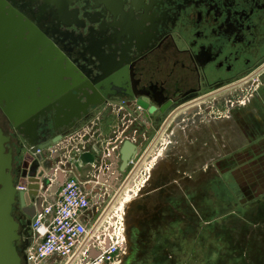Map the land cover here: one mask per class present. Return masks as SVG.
<instances>
[{"label":"flooded vegetation","instance_id":"obj_1","mask_svg":"<svg viewBox=\"0 0 264 264\" xmlns=\"http://www.w3.org/2000/svg\"><path fill=\"white\" fill-rule=\"evenodd\" d=\"M3 1L64 55V66L71 65L94 88H104L103 71L120 62L117 72L121 88H129V94L158 110L163 108L155 116V136L166 130L174 138L179 130H184L178 124L183 113L232 89H252L251 102L248 101L251 106L257 96L264 98V0ZM128 98L119 93L108 95L104 106L90 111L77 126L97 115L99 120L114 118L116 103L122 105L117 115L122 125L112 121L101 129L102 136L115 138L116 128H120L123 138L144 135L145 131L133 123ZM0 127L10 137L5 148L6 153L12 151L9 174L16 182L22 179L27 165L17 156V148L12 147L18 145V140L2 116ZM39 205L35 199L28 211L34 209L35 213ZM13 214L20 225L19 248L25 250L34 242L31 218L20 203ZM155 223L147 220L143 229L138 228L140 237L136 239L131 236L129 226V238L132 244L138 243L139 252L130 245L121 264H138L148 257L147 234L153 231L150 225L156 228L159 222ZM185 228L177 230L179 233L173 240L180 246L178 257L173 255L174 264H182L191 249L192 229L190 225Z\"/></svg>","mask_w":264,"mask_h":264},{"label":"rangeland","instance_id":"obj_2","mask_svg":"<svg viewBox=\"0 0 264 264\" xmlns=\"http://www.w3.org/2000/svg\"><path fill=\"white\" fill-rule=\"evenodd\" d=\"M251 95L250 88H235L210 98L181 115L178 124L184 130H179L174 138L165 130L154 141L156 143L141 162L140 169L144 172L149 169L151 173L158 158L172 157L168 150L183 152L184 157H176L175 163L180 162L190 169V179L186 177L190 187L188 195L195 201L196 209H190L188 203L183 204L174 195L171 207L166 204L165 209L159 212L161 217L156 227L159 230L155 229L148 234L147 244L150 248L153 245L165 247L160 252L151 251L138 264H148V261L149 264H158L165 257L176 256L178 253L172 243L179 233L177 230L186 229L189 225L197 230L191 233L197 247L188 252L184 264H264V98L257 96L251 106L248 102H251ZM121 106L115 103V119H109V123L105 117L97 121L100 131L111 125L112 121L117 122L118 126L122 125L123 121L117 120ZM218 106L219 109H216ZM119 129H115L117 136H121ZM155 134H152L153 138ZM101 137L102 134V141ZM77 140V145L65 144L55 148L69 149L76 153L97 146L95 141L86 144L88 141L84 142V138ZM149 144V140L145 141L144 146ZM87 160L93 161L94 156L90 154ZM146 184L138 192L136 189L131 192L124 188V193H127L122 194V204L130 202L132 196L139 194ZM221 188H225L230 196L224 204L221 192L218 191ZM137 203L140 202L136 201L132 205ZM144 208L145 215L153 211L150 204ZM175 208H183L185 212L181 214L178 211L181 215L174 213L172 210ZM133 209L130 212L140 209L139 204ZM204 213L208 215L206 218ZM174 224L178 225L177 228Z\"/></svg>","mask_w":264,"mask_h":264},{"label":"water","instance_id":"obj_3","mask_svg":"<svg viewBox=\"0 0 264 264\" xmlns=\"http://www.w3.org/2000/svg\"><path fill=\"white\" fill-rule=\"evenodd\" d=\"M63 56L36 27L0 0V116L18 140V145L12 147L17 148V156L27 165L22 179L13 181L9 174L12 151L6 153L5 148L10 137L0 127V264H25L26 249L19 248L20 225L13 211L20 203L23 212L33 217L34 209L28 211L33 208L29 205L39 200L38 193L46 187V176L57 161L48 148L76 130L78 122L85 121L90 111L103 107L108 95H128L133 123L145 131L139 136L124 135V143L117 150L119 167L113 175L117 179L124 175L116 188L121 187L118 194L158 139L152 134L157 129L155 116L163 108L158 110L129 94V88H121L117 72L120 62L107 72L102 70L104 88H94L71 65L64 66ZM148 140L150 144L145 147ZM139 157L138 163L131 167L132 161ZM59 177L61 182L62 175ZM21 183H28L27 192L17 191Z\"/></svg>","mask_w":264,"mask_h":264},{"label":"built area","instance_id":"obj_4","mask_svg":"<svg viewBox=\"0 0 264 264\" xmlns=\"http://www.w3.org/2000/svg\"><path fill=\"white\" fill-rule=\"evenodd\" d=\"M97 121H99L98 115L64 135L61 141L48 148V153L56 157L57 161L46 176V187L38 193L40 205L30 222L34 242L26 249L25 264H120L122 262L127 248V204L123 205L121 201L122 194L125 195L127 191L124 193L123 190L127 188L133 192V189H136L138 192L148 181L150 170L142 171L140 164L127 186L121 190V194H118L121 187L109 194L106 187L95 189L71 173L73 154L81 150L73 153L69 149L55 148L65 144L77 145V139L81 138L85 139L84 142L88 141L86 144L95 141L102 146L101 131ZM124 140L123 137L116 135L115 138L108 140L102 149L107 155L111 152L116 154L120 146L119 141ZM140 158L133 160L131 167L135 166ZM59 175H63L62 182H59ZM97 181V177L94 176L92 182ZM16 188L18 192H27L28 183H21ZM89 211H95L96 218L92 222L87 217Z\"/></svg>","mask_w":264,"mask_h":264},{"label":"crops","instance_id":"obj_5","mask_svg":"<svg viewBox=\"0 0 264 264\" xmlns=\"http://www.w3.org/2000/svg\"><path fill=\"white\" fill-rule=\"evenodd\" d=\"M107 123H109L108 120H107ZM107 127H108V125H107ZM107 127H105V128H107ZM101 138H102V143L108 142V141H106V138L108 140H110L109 135L102 136ZM119 142L121 145L124 143V141H122V142L119 141ZM96 145H97L96 147L94 146L92 148L82 149L80 154L79 153L73 154V161L71 162V166H70L71 167V173L74 176H76L77 179H79L80 181L87 182L88 185L94 187L95 189H97V188L99 189L100 187H102V188L106 187L108 193L112 194L114 192V190H116V188L119 186V183H121L122 178L124 176V175H119V179H117L113 175V172L115 171V169H117L119 167L118 153L115 154L114 152H111L110 154L107 155V153H105L103 151L102 147L100 145H98V143ZM89 153L94 156L93 161L87 160V157L90 155ZM168 153L172 157L169 158V156H168V158H162V157L160 159L158 158L156 160V163L154 164L153 168L151 169L150 177H149L148 181L146 182L147 184L145 185V187L139 192V194L137 193V195L132 196V200L130 202H127V208H126V231H127L126 254L129 251L130 245H134V251L139 252V248H136L138 243L136 242L135 244H132L133 242L129 238V235L131 234L133 239L140 237V232H138V228L140 226H141L140 228H142V226L144 225L145 222H147V220L148 221L150 220L152 222L156 221V223L159 222V219L161 217L159 212L162 211L163 209H165L166 206L171 207L170 202H171V198L174 195H177V198L183 204L188 203L190 209L193 206L196 209V207H195L196 204H194L195 201L192 199V197L189 198V195H188L190 187L188 185L186 177H189V179H190V174H189L190 169L188 166H184L183 164H180V162L175 163V158L176 157L181 158V156H183V152H179L177 150H173V151L168 150ZM185 153H187V152L185 151ZM94 176H96V177L98 176L97 180L99 181V183H97L98 181L92 182ZM59 179H60V177H59ZM62 180H63V175H62ZM136 201L140 202V203L136 204V205L139 204L140 209H136L135 211L130 212V210L136 206V205H134V206L132 205ZM202 203H205V202H200V204H202ZM146 204H150V209H152L154 212L152 211L151 213H147V215H145V208L144 207ZM152 205L155 207H153ZM175 210H172V211L174 213H177L179 211V212H181V214H182V212H185V211H182L183 208L182 209L175 208ZM137 212L139 213V215H137ZM177 214H180V213H177ZM166 215L167 214H165V216ZM95 216H96L95 211L87 212V217H88L89 221L91 220L90 222H92L96 218ZM165 216H163V217H165ZM181 217H183V216H181ZM164 221H166V220H164ZM180 221H183V220H180ZM153 224L150 225V228L152 230H155L156 228H153ZM129 226H131V233L130 234L128 233ZM133 227H134V229H133ZM157 229L159 230V227ZM146 244H147V242H146ZM164 247L161 248L160 245H153L152 248L147 246L146 249L149 253L151 251L160 252V251H162L161 249H163ZM165 250H166V248H165Z\"/></svg>","mask_w":264,"mask_h":264},{"label":"trees","instance_id":"obj_6","mask_svg":"<svg viewBox=\"0 0 264 264\" xmlns=\"http://www.w3.org/2000/svg\"><path fill=\"white\" fill-rule=\"evenodd\" d=\"M241 181L243 182V180H241ZM243 183H244V182H243ZM244 184H245V183H244ZM224 189H225V188H221L220 190L218 189V191L221 192V196H222V204H224V203L226 202V200L230 197V196H229V193H226ZM222 190H223V191H222ZM223 196H225V197H223ZM246 197H249V196L247 195ZM234 204H235V203H234ZM192 208H194V206H193ZM173 226L177 228L178 225L174 224ZM169 227L171 228V226H169ZM191 227H192V228H191L192 231L197 232V230H196L195 228H193V226H191ZM195 230H196V231H195ZM189 240L191 241V249H192L193 247L196 248V247H197V246H196L197 244L194 242V235L190 236V239H189ZM172 244H173V247L175 248V250L178 251V249H179V247H180V246H179V243L173 242ZM169 249H170V248H169ZM191 249H190V252H191ZM182 250H183L182 253L185 252V247H183ZM176 251H175V252H176ZM196 254H197V253H196ZM170 255H172V254H169V256H170ZM172 256H173V255H172ZM172 256H171V257H172ZM176 256H177V255H176ZM196 256H197V255H196ZM171 257H168V258L165 257V258H163L161 261H159L158 264H171V263H175L176 261H174V257H172V260H170ZM177 257H178V256H177ZM186 257H187V254H186ZM177 260H178V259H177ZM179 260H180V259H179ZM198 260L201 261V263H202V259H201V258H199ZM185 261H186V260H185ZM149 262H150V261H148V264H149ZM184 263H185V262H183L182 264H184ZM194 263H196V262H194Z\"/></svg>","mask_w":264,"mask_h":264},{"label":"bare ground","instance_id":"obj_7","mask_svg":"<svg viewBox=\"0 0 264 264\" xmlns=\"http://www.w3.org/2000/svg\"><path fill=\"white\" fill-rule=\"evenodd\" d=\"M119 184H120V183H119ZM119 192H120V194H121L122 191H119Z\"/></svg>","mask_w":264,"mask_h":264}]
</instances>
